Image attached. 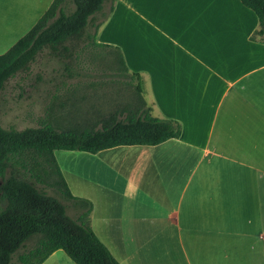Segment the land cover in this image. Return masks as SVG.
<instances>
[{
  "label": "crops",
  "instance_id": "0c3cea01",
  "mask_svg": "<svg viewBox=\"0 0 264 264\" xmlns=\"http://www.w3.org/2000/svg\"><path fill=\"white\" fill-rule=\"evenodd\" d=\"M52 1L1 3L26 14ZM258 30L239 0L115 1L97 43L119 51L152 117L181 127L156 146L69 152L66 169L54 156L71 194L91 202V229L119 264H264ZM42 264L74 263L58 250Z\"/></svg>",
  "mask_w": 264,
  "mask_h": 264
},
{
  "label": "trees",
  "instance_id": "16d2710c",
  "mask_svg": "<svg viewBox=\"0 0 264 264\" xmlns=\"http://www.w3.org/2000/svg\"><path fill=\"white\" fill-rule=\"evenodd\" d=\"M115 1L53 0L35 25L0 55V90L41 53L71 59L81 46L112 49L119 65L115 76L136 78L116 48L97 43ZM239 1L257 17L255 37L264 38V0ZM65 67V72H72L70 65ZM124 114L109 117L95 131H59L49 125L20 132L0 128V264H10L14 255L21 264H42L58 250L74 264H119L93 233L92 204L71 194L54 152L97 154L119 146H156L181 135L177 122L152 117L142 99ZM28 242L34 246L19 253Z\"/></svg>",
  "mask_w": 264,
  "mask_h": 264
},
{
  "label": "rangeland",
  "instance_id": "374dc122",
  "mask_svg": "<svg viewBox=\"0 0 264 264\" xmlns=\"http://www.w3.org/2000/svg\"><path fill=\"white\" fill-rule=\"evenodd\" d=\"M20 9L16 5L12 8L4 5L0 0V55L22 38L43 14L7 12ZM71 57L54 59L45 51L27 71L6 81L0 90L1 129L20 132L49 125L59 131H95L109 117L123 118L125 112L143 100L139 81L115 76L119 65L112 49L81 46ZM66 65H70L72 72H65ZM65 154L69 152H54L66 169L62 159ZM46 191L52 195L49 189ZM33 246L34 242H28L26 249L19 253ZM10 264H21L17 255Z\"/></svg>",
  "mask_w": 264,
  "mask_h": 264
}]
</instances>
